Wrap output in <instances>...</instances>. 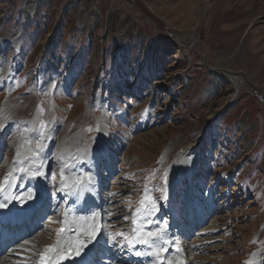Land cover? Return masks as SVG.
I'll use <instances>...</instances> for the list:
<instances>
[{"label":"rangeland","instance_id":"obj_1","mask_svg":"<svg viewBox=\"0 0 264 264\" xmlns=\"http://www.w3.org/2000/svg\"><path fill=\"white\" fill-rule=\"evenodd\" d=\"M0 119V186L25 153L60 216L65 163L89 171L120 252L147 189L160 225L204 222L192 264L264 262V0H0ZM183 150L196 175L170 183Z\"/></svg>","mask_w":264,"mask_h":264},{"label":"bare ground","instance_id":"obj_2","mask_svg":"<svg viewBox=\"0 0 264 264\" xmlns=\"http://www.w3.org/2000/svg\"><path fill=\"white\" fill-rule=\"evenodd\" d=\"M227 76L229 80L234 82V78L231 75L227 74ZM5 126L6 122L0 119V131L3 130ZM72 151L73 152L70 151V155L74 157L73 160H76L79 164H86V167L89 169L88 161L82 158V153H84V151L81 154L77 150ZM26 161L27 156L25 153H19V155L16 153L11 164H9L8 161L3 163L5 174L3 176L2 187L4 191L0 192V203L6 206L0 209V244L2 245L1 247L4 248L5 243L2 244L1 242L3 238L7 237L12 244V240H14V245L8 248L3 253V256L0 257V264H40L41 254L45 253L46 249L49 248L53 250L48 251L47 255L52 258L51 261H57V264H170V262L171 264H192L189 260L191 247L184 242L183 237L184 233L189 237L188 233H191L194 228L204 225V222L198 223V221H200L197 219L198 216H190L188 218L187 221L190 222L188 225L186 224L185 227L188 231L180 228L181 230L177 233L176 230H172V228L177 229L179 227V225H174V216H166V224L160 225L157 218L147 217L142 214V216L136 217V224L132 223V238L129 240L133 241L132 248L130 249L127 244L124 251L120 252V245L114 244L113 241V245H110L104 240V238H106L108 218L106 216V224L104 225V216H102L101 210L102 201L98 194L97 196L94 194V189L91 185L93 177L90 175L89 171L87 174L77 172L78 170L76 169H73L75 172H71L70 169L68 170L66 168L68 164L65 163V170L60 172V183L56 191L57 197L64 200V207L60 212V216H55L58 211L56 209L58 206L54 205L51 201L55 192L51 193L50 184L48 185L45 182L47 178L45 179L43 175L33 178L30 172L21 171V169H30L33 171V168L26 165ZM195 168V159L189 156L187 150H183L172 165H167L164 168V174L166 180H168L169 177L170 183H173L177 178L187 179L192 177L194 173L196 175ZM8 172H12L13 175L9 177L8 182H6L5 176ZM77 179L82 181L78 189L65 187V184H71L73 180ZM187 183L190 186L193 184V182L190 181H187ZM187 189H191V187ZM14 196H18L20 199H12ZM165 205L168 214L172 215L171 202L169 206H167L166 203ZM46 206L47 210L45 208ZM49 207H51V209H49ZM48 212L52 213L48 215L46 222L41 225V228L38 227L36 223ZM92 212L99 213V218L96 223L102 226V230L96 233L95 239L88 242L86 247L83 248V251L77 256L75 254V246L69 248V243L76 240L88 241V237L81 233L89 230L92 221H80L79 217H90ZM57 217L59 218V229L61 227L66 229L64 233H61L62 240L59 246H57L56 242L58 239H61V237L57 236V232L54 235L50 233V228L54 225ZM143 218L153 219L155 222ZM28 219V227L23 225L17 228L14 226L17 222H22L24 224ZM64 221H67V223H62ZM134 228H142L144 232H160L163 239L157 241L154 247H162L167 250L161 253L159 257L148 255L147 253L151 252L152 249L147 246L142 247L141 244L135 242L133 233ZM197 228L199 229V227ZM22 231L25 234V238L18 239L20 235L17 234ZM98 235L100 238L96 239ZM165 240L168 241L167 244L164 243ZM10 242L8 245H12ZM56 248H59L60 251L55 250ZM113 249L116 250V255L113 253ZM262 249H264V247ZM92 250H94L93 257L90 260H85V255ZM137 251L145 254L136 256L135 252ZM61 252H63L65 256L62 260L59 259ZM262 253L264 261V250ZM117 255H119V257ZM253 256L257 257L258 254L255 252ZM251 261L254 262V260ZM244 263L247 264V261ZM254 264H256V261Z\"/></svg>","mask_w":264,"mask_h":264},{"label":"snow or ice","instance_id":"obj_3","mask_svg":"<svg viewBox=\"0 0 264 264\" xmlns=\"http://www.w3.org/2000/svg\"><path fill=\"white\" fill-rule=\"evenodd\" d=\"M17 155H19V153H17ZM21 171L22 172H30L31 176L33 178L43 174L39 169H36L35 171H32L30 169H21ZM12 175H13L12 172H8L6 174V176H5V181L8 182V178L11 177ZM81 183H82V181L77 179V180H73L71 184H65V187L77 188L78 189L79 186L81 185ZM2 191H4V188L2 186H0V192H2ZM147 193H148V190L146 189L145 190V196L140 200L141 207L137 208L136 212L133 214V216H134L133 223L134 224L137 223L136 217H138V216H140L142 214H146V215L150 216L156 211L155 199L152 198L151 196H149ZM163 198L164 197H161V199H163ZM6 199H7V197H6ZM12 199L19 200L20 197L14 196V197H12ZM5 206H6L5 204L0 203V207H5ZM98 218H99V213L98 212H92L91 216L87 217V218L86 217H79L80 221L88 220V221H92V224L90 225L89 230H86L83 233H81V234H83V235L88 237V241L87 242L81 241V240H76V241H73V242L69 243V248H71L72 246H75V248H76L75 254L77 256L80 254L81 251H83V248L86 247V244L88 242H91V240L95 239L96 233L99 231V224L96 223ZM62 223H67V221H64ZM65 231H66V229L63 228V227L58 229L57 230V236L61 237V233H64ZM133 233H134V240H135L136 243L145 245L148 248L152 249L151 252L147 253L148 255H155V256L159 257L161 255V253H163V252H165L167 250V249L162 248V247L161 248L154 247V244L157 241L163 239L162 234L160 232H155V231L144 232L142 230V228L141 229H135L134 228L133 229ZM119 235L123 236L125 234L120 233ZM61 240H62V237H61V239L57 240V242H56L57 246H59L61 244ZM164 243L167 244L168 241L165 240ZM132 246H133V241H129L128 242V247L131 249ZM52 250H53L52 248L46 249V252L41 254L40 264H57V261H51V260L46 258V253L48 251H52ZM55 250L60 251L59 248H56ZM144 254L145 253H142V252H139V251L135 252L136 256H141V255H144ZM64 258H65V256H64L63 252H61L60 255H59V259L62 260ZM170 264H171V262H170ZM247 264H254V262L253 261H248ZM262 264H264V262H262Z\"/></svg>","mask_w":264,"mask_h":264},{"label":"trees","instance_id":"obj_4","mask_svg":"<svg viewBox=\"0 0 264 264\" xmlns=\"http://www.w3.org/2000/svg\"><path fill=\"white\" fill-rule=\"evenodd\" d=\"M44 29H45V28L41 29V31H40V32H38V31H37V32H38V35H40V34L42 35V33H44V32H45V31H44ZM34 31H36V29H35Z\"/></svg>","mask_w":264,"mask_h":264}]
</instances>
